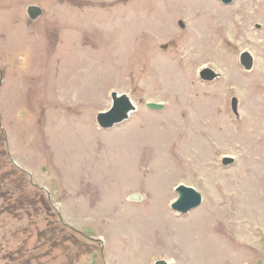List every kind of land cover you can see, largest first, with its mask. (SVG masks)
Instances as JSON below:
<instances>
[{
	"label": "rangeland",
	"instance_id": "374dc122",
	"mask_svg": "<svg viewBox=\"0 0 264 264\" xmlns=\"http://www.w3.org/2000/svg\"><path fill=\"white\" fill-rule=\"evenodd\" d=\"M263 2L0 0V264H264Z\"/></svg>",
	"mask_w": 264,
	"mask_h": 264
},
{
	"label": "water",
	"instance_id": "95a60500",
	"mask_svg": "<svg viewBox=\"0 0 264 264\" xmlns=\"http://www.w3.org/2000/svg\"><path fill=\"white\" fill-rule=\"evenodd\" d=\"M222 4H230L233 0H219ZM26 14L29 20H35L41 14V10L36 6H28ZM179 25L183 27L182 23ZM239 62L244 70L249 71L252 68V58L249 53L242 52L239 55ZM217 75L210 69H203L199 72V78L203 81H212ZM111 106L105 112L98 113L96 116V122L102 129H109L116 124H119L126 120L130 114L135 110V106L132 104L128 96L124 94H117L112 92L110 94ZM232 111L236 114V100L231 101ZM146 107L150 109L160 110L161 104L147 103ZM222 165L227 166L233 163V159L230 157H224L222 159ZM177 193V199L171 204L172 210L184 214L201 204V195L191 187L178 185L175 188ZM138 196H130V200H137ZM154 264H167L165 261L159 260Z\"/></svg>",
	"mask_w": 264,
	"mask_h": 264
},
{
	"label": "bare ground",
	"instance_id": "6f19581e",
	"mask_svg": "<svg viewBox=\"0 0 264 264\" xmlns=\"http://www.w3.org/2000/svg\"><path fill=\"white\" fill-rule=\"evenodd\" d=\"M242 2V0H240V3ZM179 3V2H178ZM264 3V2H263ZM253 4H254V0H251V5H252V7H253ZM240 5V4H239ZM152 6V5H151ZM250 6V5H249ZM179 7H180V5H179ZM186 7H188V6H186ZM191 7V6H190ZM243 7H246L245 6V4L244 3H241V5H240V10L242 11V10H244V8ZM191 8H193V7H191ZM190 8V9H191ZM249 8V7H248ZM258 8V7H257ZM110 12V11H109ZM147 12V11H146ZM189 12L190 13H192L191 12V10H189ZM237 12H238V10H237ZM240 12V11H239ZM236 13V12H235ZM242 13V12H241ZM118 14V13H117ZM237 14H239V13H237ZM254 14V15H253ZM192 18L194 17H196L197 15L194 13H192ZM241 16H244V15H241ZM253 16L255 17V13H253L252 12V15L250 16V17H248L249 18V20L250 19H252L253 18ZM114 17V16H113ZM112 17V18H113ZM242 18V17H241ZM232 19V18H231ZM83 21V20H82ZM230 21V20H229ZM240 21H242V19H240ZM238 22H239V19L237 20H234V21H230V27H229V29H227V31H228V33H230V34H232V36L233 37H238L239 35H242L243 34V31H244V28H245V26H246V23H239L238 24ZM108 23V22H107ZM214 24V23H213ZM212 24V25H213ZM211 26V25H210ZM209 26V27H210ZM118 30V29H117ZM153 31V30H152ZM212 35V34H211ZM208 36V35H207ZM212 36H214V35H212ZM248 36V35H247ZM245 38H246V36H245ZM209 39H210V42H209V47L211 48V47H214V41H212V40H214L211 36H209ZM239 39V38H238ZM202 40V39H201ZM207 40V39H206ZM230 40V39H229ZM240 40V39H239ZM248 39H246L245 41H247ZM232 41V40H231ZM202 42V41H201ZM230 42V41H229ZM241 42V41H240ZM239 42V43H240ZM242 42H244V41H242ZM221 46L222 45H219L218 47H220L221 48ZM254 47V46H253ZM208 48V47H207ZM220 51H221V49H220ZM263 63V62H262ZM263 67V66H262ZM258 70V69H257ZM256 74H258L256 77H258V76H263L264 77V73L263 74H261V73H259V71L256 73ZM253 83H256V82H253ZM243 86V85H242ZM251 86H252V88L253 89H264V86H261L260 84H251ZM249 93V92H248ZM193 138V137H192ZM193 146V145H192ZM201 149V148H200ZM207 166V165H206Z\"/></svg>",
	"mask_w": 264,
	"mask_h": 264
}]
</instances>
